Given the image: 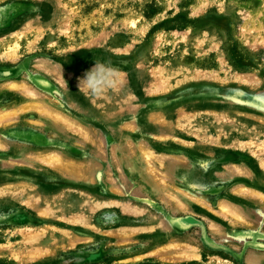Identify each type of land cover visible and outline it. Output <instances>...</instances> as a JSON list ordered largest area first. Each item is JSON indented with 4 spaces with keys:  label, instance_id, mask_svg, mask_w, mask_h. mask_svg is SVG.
I'll return each mask as SVG.
<instances>
[{
    "label": "rangeland",
    "instance_id": "374dc122",
    "mask_svg": "<svg viewBox=\"0 0 264 264\" xmlns=\"http://www.w3.org/2000/svg\"><path fill=\"white\" fill-rule=\"evenodd\" d=\"M0 112V264H264V0H0Z\"/></svg>",
    "mask_w": 264,
    "mask_h": 264
},
{
    "label": "bare ground",
    "instance_id": "6f19581e",
    "mask_svg": "<svg viewBox=\"0 0 264 264\" xmlns=\"http://www.w3.org/2000/svg\"><path fill=\"white\" fill-rule=\"evenodd\" d=\"M15 33V32H14ZM8 54V53H7ZM178 80V79H177ZM12 84V83H11ZM22 84V83H21ZM15 86V85H14ZM21 86V85H20ZM19 87V86H18ZM26 88V87H25ZM23 90H25L24 89V87H23ZM29 90V89H28ZM34 95H35V93H34ZM37 96V95H36ZM35 96V97H36ZM42 98H44V97H42ZM29 99H30V97H29ZM32 99V98H31ZM35 100V99H34ZM25 102H28V101H25ZM25 102H22L23 104H21L22 106H24V107H27L28 108V106L27 105H33V104H31L30 102L29 103H25ZM35 102V101H34ZM43 103V102H42ZM36 104V103H35ZM38 104V103H37ZM96 105V104H95ZM44 107V106H43ZM37 108V107H36ZM177 108V107H176ZM184 108V107H183ZM16 109V108H15ZM57 109V108H56ZM9 110V109H8ZM152 110V109H151ZM15 111V110H14ZM26 111V110H25ZM12 112V111H11ZM41 113L43 114V113H45V111H44V109H41ZM12 115V113H9V114H6L5 112L3 113V112H0V121L2 120V119H4V118H6V117H8V116H11ZM15 114V113H14ZM13 114V115H14ZM46 114V113H45ZM45 114H43L44 116H45ZM53 114V113H52ZM50 114V113H48V116L49 117H51L52 118V121H54V122H60V124H64V123H62V122H65L66 123V125H68V126H65V124L63 125V126H65V128L68 130L69 128L68 127H73L74 126V124H73V122L71 121V120H69V119H67L66 117H62L61 115H58L59 113H57V114ZM166 113L165 112H163L162 114H153V112L152 113H149V114H147L146 116H145V126H148V129L151 131V132H153L152 130L154 129V127L156 126V124H155V122L157 121V117L156 116H159L158 117V120H163V122H166V123H168V120H164V119H168V118H166V115H165ZM170 114L171 113H169L168 115H169V118H170ZM47 116V115H46ZM163 116V117H162ZM5 120V119H4ZM174 120V119H173ZM17 121V120H16ZM192 121L191 120H189V119H187L186 120V123L188 124V125H192V123H191ZM263 122V121H262ZM2 123V122H1ZM185 123V124H186ZM152 125V126H149V125ZM190 127V126H189ZM76 129H78V128H76ZM78 130H80V131H82L81 129H78ZM77 130V131H78ZM193 130L196 132V133H198V131L199 132H201L200 134H203V135H207V127L206 126H203L202 128H193ZM73 131V130H72ZM171 131L172 132H174V129L173 128H171ZM71 132V131H70ZM76 132V131H75ZM82 133V132H81ZM154 133V134H153ZM153 133H150L148 136H153L154 138L153 139H155V140H157V139H162V140H165L166 139V141H175V142H178L177 140H174V139H171V138H175L174 137V135H172L171 136V138H169V137H165V136H168L169 134H163V133H161V134H159V132H158V130H156V131H154ZM125 134V133H124ZM82 135V134H81ZM68 136H70V135H68ZM74 135H71L70 137H73ZM196 136V135H195ZM209 137V139L210 140H212V142H215L216 140H217V138L215 137V136H213V135H210V136H208ZM188 141V140H187ZM126 143V142H125ZM216 143V142H215ZM193 144V143H192ZM247 144L248 145H245L244 147L246 148V149H249V150H251L250 149V147H253V146H251V144L250 143H248L247 142ZM243 145L244 144H242V147H243ZM124 146V145H123ZM127 149V148H126ZM253 149H254V147H253ZM128 150V155L130 156V157H132L134 160H136V161H140V168L142 169V170H144L147 174H149L150 175V177H151V179L153 180V182H155L156 181V179H155V177H156V169L158 168V165H157V163H155L156 161V159H162V157H164V156H161L160 154H157V153H154V151H153V149L150 147V144L148 143V142H146V143H143V144H139V145H135L134 146V148H132V149H127ZM40 152V151H39ZM38 152V153H39ZM46 152V151H45ZM34 153V152H33ZM207 154V153H206ZM117 156V155H116ZM40 157V156H39ZM37 158L38 160H40L42 163H44V164H47V165H49V166H51V167H59V170L61 171V173L62 174H64V175H66V176H68V177H70V179H80V178H82L83 176H85V173H84V171H82V169H80L79 167H77V166H75L74 164H71V163H69V162H66V161H63L62 159H60V156L58 157L57 155H56V153H49L48 155H46V156H43V157H40V158ZM121 157V156H120ZM30 158V157H29ZM35 158V157H34ZM127 158V157H126ZM31 159V158H30ZM122 159V158H121ZM37 161V160H36ZM32 162V161H31ZM129 162V161H128ZM27 163V162H26ZM139 168V167H138ZM86 171V170H85ZM247 171V170H246ZM158 172V171H157ZM243 172V171H242ZM142 173V172H141ZM161 173V172H160ZM229 173V172H228ZM22 174V173H21ZM130 174V173H129ZM230 174V173H229ZM146 178V177H145ZM176 178V177H175ZM249 178V177H248ZM178 179H179V177H178ZM182 180V179H181ZM151 181V180H150ZM180 181V180H179ZM18 182H20V181H18ZM16 183V182H15ZM23 183H25V182H23ZM22 187V186H21ZM30 187V186H29ZM164 188L165 189H167L166 188V186L164 185ZM172 188V187H171ZM178 188V187H177ZM179 189V188H178ZM175 190V189H174ZM114 191V190H113ZM165 191V190H164ZM251 191V190H250ZM117 192V191H116ZM153 192V191H152ZM253 192H254V190H253ZM62 193V192H61ZM60 193V194H61ZM58 194V193H57ZM192 194V193H191ZM237 194V193H236ZM5 195V194H4ZM12 195V194H11ZM26 195V194H25ZM62 195V194H61ZM247 195V194H246ZM15 196V195H14ZM56 196V195H55ZM167 196V195H166ZM168 196H170V195H168ZM249 196H250V194H249ZM264 196V195H263ZM1 197V196H0ZM252 197V196H251ZM257 197V196H256ZM45 198H47L48 199V197H45ZM44 198V202H45V204H44V207H38V212H46V210L49 208V205H48V201L46 200ZM56 198V197H55ZM168 198H173V197H168ZM175 198V197H174ZM33 199V198H32ZM31 199V200H32ZM38 199V198H37ZM53 199V198H52ZM57 199V198H56ZM82 199V198H81ZM88 200H90V199H88ZM171 200V199H170ZM259 200V199H258ZM103 202H104V200L102 201V200H94V201H92V203L97 207V206H100L101 204H103ZM30 203V202H29ZM114 203H115V201H114ZM47 204V205H46ZM175 204H176V202H175ZM82 205H83V201H81V200H79L77 197H73V194H67L66 195V197L64 198V199H62L61 200V202H59V206H58V208L56 209V211H63V210H67V212H73V211H75V210H78V209H80L81 207H82ZM115 205H116V203H115ZM137 206V205H136ZM175 206V205H174ZM133 207V206H132ZM183 207V206H182ZM219 208V210H220V212L222 213V212H224V214H227V213H229L228 211H227V213H225V210H228V208H227V206H225V205H222V203H220L219 204V206H218ZM50 212H53V210L51 209H48ZM121 210V209H120ZM189 210V209H188ZM231 211V210H230ZM78 212V211H77ZM127 212V211H126ZM129 212V211H128ZM90 213V212H89ZM214 213V212H213ZM232 214H230V216H234V217H236L235 216V214L233 213V212H231ZM39 214V213H38ZM74 214V213H73ZM91 214V213H90ZM131 214H134V212H132ZM136 214V213H135ZM218 216V215H217ZM233 217V218H234ZM238 217V216H237ZM68 219V218H67ZM89 220V219H88ZM227 222V221H226ZM235 222V221H234ZM213 223H215V222H213ZM235 223H233V225H234ZM236 224H238V223H236ZM153 225V224H152ZM162 225V224H161ZM219 227H221V226H219ZM120 228V227H119ZM117 230H118V228H117ZM121 231V230H120ZM119 231V232H120ZM123 231H124V229H123ZM128 231V230H127ZM117 232V231H116ZM115 232V233H116ZM118 233V232H117ZM30 234H32V233H30ZM121 234H122V231H121ZM29 236H31V235H29ZM42 236V235H41ZM30 238V237H29ZM33 238V237H32ZM35 238V237H34ZM26 239V238H25ZM31 239V238H30ZM82 240V239H81ZM24 241H26V240H24ZM32 241V240H31ZM73 241H75V240H73ZM27 242V241H26ZM34 242V241H33ZM46 242V241H45ZM77 242V241H76ZM42 243V242H41ZM67 243V242H66ZM40 244V243H39ZM61 245V244H60ZM69 245V244H68ZM61 246H63V244L61 245ZM41 247V246H40ZM189 247V246H188ZM34 248V247H33ZM194 250V249H193ZM43 251V250H42ZM193 252H195V251H193ZM263 256V255H262ZM261 257V256H260ZM250 260H252V259H250Z\"/></svg>",
    "mask_w": 264,
    "mask_h": 264
}]
</instances>
